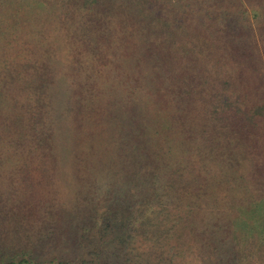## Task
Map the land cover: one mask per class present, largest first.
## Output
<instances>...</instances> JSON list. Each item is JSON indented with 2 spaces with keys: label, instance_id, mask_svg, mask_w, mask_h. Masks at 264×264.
Instances as JSON below:
<instances>
[{
  "label": "trees",
  "instance_id": "trees-1",
  "mask_svg": "<svg viewBox=\"0 0 264 264\" xmlns=\"http://www.w3.org/2000/svg\"><path fill=\"white\" fill-rule=\"evenodd\" d=\"M0 264H264V0H0Z\"/></svg>",
  "mask_w": 264,
  "mask_h": 264
},
{
  "label": "rangeland",
  "instance_id": "rangeland-1",
  "mask_svg": "<svg viewBox=\"0 0 264 264\" xmlns=\"http://www.w3.org/2000/svg\"><path fill=\"white\" fill-rule=\"evenodd\" d=\"M71 128V127H70Z\"/></svg>",
  "mask_w": 264,
  "mask_h": 264
}]
</instances>
